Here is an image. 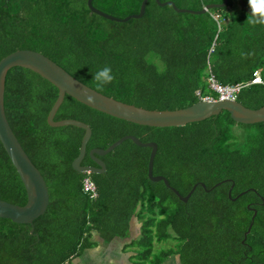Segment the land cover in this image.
Wrapping results in <instances>:
<instances>
[{"label": "trees", "instance_id": "obj_1", "mask_svg": "<svg viewBox=\"0 0 264 264\" xmlns=\"http://www.w3.org/2000/svg\"><path fill=\"white\" fill-rule=\"evenodd\" d=\"M86 1L10 0L4 7L0 0V60L16 50L39 52L89 88L146 110L188 107L200 100L197 91L216 100L206 81L209 74L220 85L242 86L236 101L244 107L264 106V85L250 84L256 71L264 83V25L249 24L238 0L201 15L176 13L148 0L142 17L126 22L92 13ZM159 1L193 11L223 2ZM141 2L92 0V6L123 19L137 14ZM242 2L250 12L248 0ZM104 66L115 79L99 90L93 76ZM57 94L30 70L7 72L4 113L46 183L49 204L31 225L0 219V264H72L115 240H129L123 246L130 253L128 264H164L171 257L176 264H264V122L238 124L223 111L201 122L154 128L64 97L54 121L74 119L91 129L81 165L96 166L89 151L106 149L126 135L154 142V176H163L182 197L197 184L184 203L163 182L148 179L151 150L130 140L99 157L105 173L73 170L84 130L48 126ZM86 178L95 186V197L83 191ZM232 185V199L247 192L232 201ZM0 200L26 203L1 143ZM135 224L138 235L131 238Z\"/></svg>", "mask_w": 264, "mask_h": 264}, {"label": "water", "instance_id": "obj_2", "mask_svg": "<svg viewBox=\"0 0 264 264\" xmlns=\"http://www.w3.org/2000/svg\"><path fill=\"white\" fill-rule=\"evenodd\" d=\"M154 1L159 7L171 6L176 13L192 15H201L206 13L209 9L223 8L227 4V0H223L221 4L207 5L199 11H193L189 9L177 8L171 1ZM147 2L148 0H142L139 12L137 14L129 15L123 19L115 18L97 10L92 6V0H87L86 4L92 13L102 18L115 22H126L130 19L141 18L144 14ZM238 2L241 7L245 9L248 14H250V12L246 10L242 0H238ZM15 67L27 69L38 74L57 89V98L46 118L49 127L58 128L73 126L84 130V135L79 147V154L71 163L73 170L83 174L105 173V164L99 159V157L109 154L124 141L130 140L140 148H150L151 150L147 164L148 179L151 182H163V184L184 203L188 201L190 195L197 187V184L192 187L186 196L182 197L177 190L169 185L168 181L163 176H154L153 161L157 152V145L154 142L143 143L132 135H126L112 143L106 149H92L89 151V157L96 166L81 165V162L86 155V145L91 137V129L85 123L74 119L54 121V116L62 104L64 97L69 96L79 103L111 117L136 125L154 128L179 127L190 123L201 122L210 117L218 116L223 111L227 112L231 120L238 124L253 125L264 122V106L258 109H249L241 105L236 100H199L188 107L172 111L146 110L140 107H135L104 96L82 84L39 52L27 49L16 50L0 60V143L11 164L16 170L26 193V203L23 206L14 205L0 200V219H8L15 224L31 225L36 218L44 214L49 204V194L46 183L38 169L32 164L22 149L20 143L14 136L4 113L5 78L7 72ZM87 96H92L94 102L89 103L86 100ZM220 184L222 183H217L213 188L219 186ZM200 186L206 189L204 184L200 183ZM232 187L233 185L228 191V198L232 201H235V199L247 192H242L232 199L230 195ZM254 217L255 213L252 216V222ZM251 226L252 223L249 225L244 236L250 232Z\"/></svg>", "mask_w": 264, "mask_h": 264}, {"label": "rangeland", "instance_id": "obj_3", "mask_svg": "<svg viewBox=\"0 0 264 264\" xmlns=\"http://www.w3.org/2000/svg\"><path fill=\"white\" fill-rule=\"evenodd\" d=\"M138 224L132 230L131 238H136L138 235ZM129 241V240H128ZM124 240H115L109 244H101L88 251L80 258L74 260L72 264H128L130 255L127 250H123L126 242ZM164 264H176L175 257H171Z\"/></svg>", "mask_w": 264, "mask_h": 264}, {"label": "built area", "instance_id": "obj_4", "mask_svg": "<svg viewBox=\"0 0 264 264\" xmlns=\"http://www.w3.org/2000/svg\"><path fill=\"white\" fill-rule=\"evenodd\" d=\"M214 18L216 19L217 16H215ZM211 52H212V48L209 50V53H211ZM206 81H207L209 89L216 93V95H217L216 100L227 99V100L235 101L236 97L239 93V90L242 87L240 85H226V86L220 85L216 82V80L212 74L208 75ZM250 84L251 85H264L258 71L253 73V78H252ZM196 96L199 97L200 100H206V101L207 100H213L210 97H201L199 91L196 92ZM83 191H84V193H87L91 197L96 196L95 186L92 183V181H90V179H88V178L84 179V181H83Z\"/></svg>", "mask_w": 264, "mask_h": 264}, {"label": "clouds", "instance_id": "obj_5", "mask_svg": "<svg viewBox=\"0 0 264 264\" xmlns=\"http://www.w3.org/2000/svg\"><path fill=\"white\" fill-rule=\"evenodd\" d=\"M248 6L250 8V14L247 17V22L253 26L264 25V0H248ZM115 77L112 74V69L109 66H104L98 70L93 76V80L96 82V87L99 90L111 84ZM86 100L89 103H93L92 96H87Z\"/></svg>", "mask_w": 264, "mask_h": 264}, {"label": "flooded vegetation", "instance_id": "obj_6", "mask_svg": "<svg viewBox=\"0 0 264 264\" xmlns=\"http://www.w3.org/2000/svg\"><path fill=\"white\" fill-rule=\"evenodd\" d=\"M10 0H3V2H2V5L5 7H7L9 4H10V2H9ZM0 14H1V12H0Z\"/></svg>", "mask_w": 264, "mask_h": 264}, {"label": "crops", "instance_id": "obj_7", "mask_svg": "<svg viewBox=\"0 0 264 264\" xmlns=\"http://www.w3.org/2000/svg\"><path fill=\"white\" fill-rule=\"evenodd\" d=\"M92 250V249H91ZM91 250H89V251H91ZM88 252V251H87ZM87 252L85 253V254H87Z\"/></svg>", "mask_w": 264, "mask_h": 264}]
</instances>
